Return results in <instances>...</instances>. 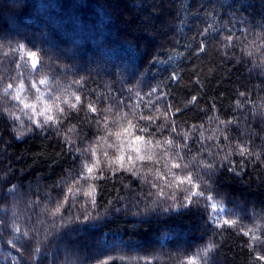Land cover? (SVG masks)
I'll return each mask as SVG.
<instances>
[{"label": "trees", "instance_id": "1", "mask_svg": "<svg viewBox=\"0 0 264 264\" xmlns=\"http://www.w3.org/2000/svg\"><path fill=\"white\" fill-rule=\"evenodd\" d=\"M262 24L264 0H0V34L35 44L31 50L43 48L44 59L49 64L66 65L58 77L63 83L87 77L85 88L91 90L87 93L90 100H97L98 95L102 99L111 93L122 96L125 103H136L135 91L143 95L150 87L159 85L157 95L167 92L168 98L157 104L153 97L152 102L157 107L166 108L171 103L174 108L182 109L174 116L180 131L203 124L207 137L220 127L215 121L209 122V117L235 119L237 124L230 126L233 146L251 140L253 151L264 146V67L258 66L261 53L249 42L256 39L261 31L258 25ZM208 25L215 31L209 34L207 52L196 55L188 44L194 37L198 39L197 33ZM229 34L239 37L234 48L222 47L223 37ZM256 43L259 44V40ZM247 51L253 55H245ZM153 56L156 58L152 59ZM3 63L0 105L15 112L19 120L13 125L6 117L0 119V178H3L0 179V196L15 186L11 194L0 198V219L7 225L16 223L22 228L26 224L31 227L29 217L35 221L41 215L49 196L54 198L53 203L62 197V192L55 188L57 182L66 178L68 172L79 171L83 160L91 161L90 153L87 157L80 156L76 149L83 150L93 143L96 135L104 133H98L94 125L85 122L83 111L78 117L73 113V118L59 134L53 127L41 130L34 125L33 132H26L31 124L32 110L21 111L23 105L4 96L3 88L17 70L8 60ZM173 72L179 74L177 80L170 78ZM129 81L137 86L131 95L126 90ZM39 87L44 93L43 99L47 100V88ZM21 95L36 103L37 110L42 106L35 99V90ZM193 96L197 100L188 104ZM148 99L139 101L138 112L151 114L155 111L143 107ZM99 106L103 107V103ZM70 124L78 125L77 132H82L71 137L76 141L70 146L71 152L63 135ZM13 126L18 132L25 131L24 136L17 139L11 130ZM198 140V133L189 140L193 154L200 147ZM220 143L219 140H205L203 146ZM101 144L98 155L103 167L106 163L104 150L107 149L109 155H113L114 150ZM212 151L224 154L215 147ZM242 159L239 155L231 157L237 171L243 168L240 175L228 171L231 165H224L214 186L217 198L226 197L228 206L240 213L241 224L252 226L254 213L264 214V160L253 163V157L241 165ZM96 183L97 208L84 205L93 215L103 213L108 200L117 197L125 199L116 201L115 206L127 205L128 213H115L105 217L98 228L71 234H63V230L57 234L50 228V222L46 223L45 227H49L53 235L38 256L42 264H53V261L62 264L67 253L72 254L76 264H95L97 258L108 255L157 257L152 264H175L178 254H190L209 241L218 247L210 254L208 264H264V261L254 260L259 248L251 250L248 238L236 229L214 232L206 226V214L202 210L193 209L175 219L133 216L134 196L141 188H144L140 193L143 195L147 188L130 173L122 170L113 174L109 170L107 178ZM129 184L131 188L124 187ZM38 198V205L34 204ZM144 205L145 202H141L138 207ZM79 212L80 205H77L71 214ZM10 234L4 229L3 240H0V264H14L15 252L6 244ZM113 244L116 247H112ZM25 259L31 264L30 249ZM115 264H145V261L126 259L117 260Z\"/></svg>", "mask_w": 264, "mask_h": 264}, {"label": "snow or ice", "instance_id": "2", "mask_svg": "<svg viewBox=\"0 0 264 264\" xmlns=\"http://www.w3.org/2000/svg\"><path fill=\"white\" fill-rule=\"evenodd\" d=\"M258 27L261 29L260 33L249 44L254 45L256 51L261 53L258 66L264 67V24L258 25ZM214 31L215 29L211 25L204 27L197 33L198 39L194 37L193 41L188 44V48H194L196 55L206 53L207 42L211 38L209 34ZM237 40L239 37L229 34L223 37L222 47L234 48ZM257 40H259V44L256 43ZM35 47V44H30L27 41H15L0 34V69L4 68L3 61L8 60L9 65H14L17 70L4 86V96L18 102V105H23L21 111L32 110L33 115L29 116L31 124L25 131L33 132L34 125L35 128L41 130H44L45 127H53L59 134L60 129L65 124H69L73 113H76L78 117L79 113L83 111L85 122L90 126L94 125L98 133L103 131L104 134L96 135L93 143L83 150L76 149L80 156L87 157L90 153L91 161L83 160L79 171H70L66 178L57 182L55 188L58 192H62V197L55 199L53 203L54 198L49 196L47 204L41 209V215H38L35 221L29 217L28 224H31V227L26 224L22 228L16 223L7 225L3 219H0V240H3L4 229H8L11 233L6 244L15 252V255L12 256L14 264H29V260L25 259V253L29 252V249L31 264H42V260L38 259V256L48 245V238L53 235L50 228L57 234H61V230H63V234H71L89 228H98L105 217H111L115 213L124 211L127 214V205L115 206L116 201H123L124 197L108 200L107 204L103 206L104 212H97L95 215L84 206L90 204L92 209L97 208L98 185L96 181L106 179L109 170L113 174L122 170L130 173L131 177L146 186V193L141 195L140 193L144 192V188H141L140 192L134 196L136 210L132 211L133 216H160L175 219L191 213L193 209L202 210L206 214V226H210L214 232L236 229L248 238L251 250L255 251L256 248H259L254 260L264 261V254H262L264 247H261L264 246V214L254 213L252 226L242 225L240 213L235 207L228 206L226 197L217 198L218 193L214 186L218 173L224 165H231L228 167V171L236 175H240L243 171V168L237 171L231 157L239 155L244 158L241 160V165L245 160L253 157L252 162L256 163L264 160V146H261L259 151H253L251 140L236 143L233 146L230 126L237 124L235 119L220 120L218 116L209 117V122L215 121L220 127L207 137L204 136V131L207 130L204 129L203 124L192 125L187 131H180L179 123L174 116L182 109L174 108L171 103L167 104L166 108L157 107V104L161 100H167L169 95L167 92H160L157 95L159 85L150 87L148 92L141 95L139 91L134 92L137 87L135 84L127 82L126 90L130 95L134 92L136 103H125L122 96L116 97L111 93L102 99L98 95L97 100H90L87 93L91 90L85 88L87 77L80 76L69 83H63L58 77L61 75L62 69L67 66L49 64L44 59L45 50L43 48L31 50ZM245 55L250 57L253 53L247 51ZM155 58V56L152 57V59ZM46 69L49 70L45 71ZM178 75L177 72H173L170 78L177 80ZM3 76L4 72L0 71V83L3 82ZM39 86L47 88L49 97L47 100L43 99L44 93L41 92ZM124 87L125 85L122 84V88ZM10 90H13L12 94H10ZM33 90L36 94L35 99L42 105L39 110H37L36 103L21 95V93H30ZM240 95L246 96L247 94L240 93ZM145 97L149 99L143 107L155 109L151 114L137 111L141 108L139 101L144 100ZM153 97L157 104H153ZM196 100L197 97L193 96L188 104H193ZM105 101L107 102L105 103ZM101 103H103V107L99 106ZM237 103L239 106V102ZM5 117L13 125L19 120V116L15 112L0 105V119ZM33 117H42L43 119L40 121ZM77 129L78 125L70 124L63 134L64 140L69 145V152L72 151L70 146L76 143L71 137L82 134V132L78 133ZM198 129H203V131L198 132ZM11 130L17 139L25 134V131L18 132L14 126ZM197 133L199 140L196 142L200 144V147L193 154L189 140ZM109 140L112 142L109 143ZM205 140H219L221 143L206 148L203 146ZM101 142L106 144L108 149L114 150L113 155H109L107 149L104 150L103 156L106 163L103 167L101 166L102 160L98 155V150L102 147ZM213 147L220 149L224 154L213 152ZM225 149L227 150L225 151ZM137 162H140L139 167H137ZM124 187L131 188V185H124ZM14 188L15 186L10 188L7 193H3V196L11 194ZM82 197L83 204H81ZM38 202L39 198L33 203L38 205ZM141 202H145L143 208L138 207ZM77 205H80V212L72 215V209ZM57 220L59 224L56 223ZM48 222H50V228L45 227ZM112 247H116V245L113 244ZM217 247L215 243L209 241L205 246L190 254H178L175 264H208L210 254ZM126 259H142L145 264H152V261L157 257L128 258L108 255L103 259L97 258L95 264H115L117 260L125 261ZM53 264H55L54 261ZM62 264H76V260L71 253H67Z\"/></svg>", "mask_w": 264, "mask_h": 264}]
</instances>
